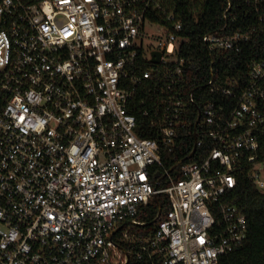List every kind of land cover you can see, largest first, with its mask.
<instances>
[{"label":"built area","instance_id":"built-area-1","mask_svg":"<svg viewBox=\"0 0 264 264\" xmlns=\"http://www.w3.org/2000/svg\"><path fill=\"white\" fill-rule=\"evenodd\" d=\"M241 1L244 24L204 35L209 54L264 32V0ZM158 8L0 0V264H219L245 242L246 217L217 204L238 176L264 192V55L243 83L211 77L192 133L208 150L167 170L161 154L190 133L193 91L176 60L182 24L152 21ZM136 109L155 138L140 135ZM158 195L168 210L143 233L139 210Z\"/></svg>","mask_w":264,"mask_h":264},{"label":"trees","instance_id":"trees-1","mask_svg":"<svg viewBox=\"0 0 264 264\" xmlns=\"http://www.w3.org/2000/svg\"><path fill=\"white\" fill-rule=\"evenodd\" d=\"M228 5L230 8L226 10ZM244 11L241 0H159L158 10L150 15L152 21L160 24H163L165 16L171 13L180 20L183 42L176 51V60L184 61L183 86L187 92L193 91V102L188 104L190 133L184 134L181 144L175 145L170 150L163 149L161 154V162L167 170L173 168L179 161L181 165L198 161L205 156L208 150L206 146H199L193 157L188 158L195 144L192 133L200 101L212 98L207 86L211 77L223 79L233 76L243 83L247 79L251 62L264 55V32L260 31L238 50L209 54L205 48L202 41L204 35L223 28L227 34L233 32L237 26L244 24ZM232 15L236 16L233 22L231 21ZM172 66L173 64L167 68ZM141 68L145 70L148 65H143ZM154 83L156 82H148L145 86ZM131 112L137 115L138 123L145 128L140 135L144 138H155L156 130L151 128L149 118L140 116L137 109ZM196 137L199 138L198 134ZM237 179L236 186L222 197L217 205H234L240 209L246 217L247 238L239 249L223 256L219 264H264V192L258 191L245 175L238 176ZM156 200H158L161 211L166 212L168 201L165 196L158 195ZM156 215L155 200L140 208L136 219L144 224L143 233L153 232L156 227ZM129 264H134V261L130 260Z\"/></svg>","mask_w":264,"mask_h":264},{"label":"water","instance_id":"water-1","mask_svg":"<svg viewBox=\"0 0 264 264\" xmlns=\"http://www.w3.org/2000/svg\"><path fill=\"white\" fill-rule=\"evenodd\" d=\"M153 59L151 60V63H158V61H159V59H160V56H161V54L159 53V52H154L153 53ZM198 119H199V116L197 117V119L195 120V127L197 126V122H198ZM195 149H196V147L194 146L193 147V150H192V152L188 155V158H191L192 157V155H193V153H194V151H195ZM181 162L179 161V163H177L171 170H173L178 164H180ZM155 201H156V204H157V215H156V218L160 215V212H161V208H160V205H159V203H158V200H156L155 199Z\"/></svg>","mask_w":264,"mask_h":264},{"label":"rangeland","instance_id":"rangeland-1","mask_svg":"<svg viewBox=\"0 0 264 264\" xmlns=\"http://www.w3.org/2000/svg\"><path fill=\"white\" fill-rule=\"evenodd\" d=\"M146 28H149V30L151 31V34L153 36V38L151 39V44L152 45H155V37L154 35L158 34L159 33V30L156 26H150V25H146Z\"/></svg>","mask_w":264,"mask_h":264}]
</instances>
